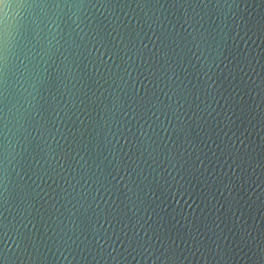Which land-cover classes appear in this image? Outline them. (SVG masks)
Returning <instances> with one entry per match:
<instances>
[{
    "label": "water",
    "instance_id": "water-1",
    "mask_svg": "<svg viewBox=\"0 0 264 264\" xmlns=\"http://www.w3.org/2000/svg\"><path fill=\"white\" fill-rule=\"evenodd\" d=\"M56 2L0 88L3 264H259L264 0Z\"/></svg>",
    "mask_w": 264,
    "mask_h": 264
},
{
    "label": "snow or ice",
    "instance_id": "snow-or-ice-1",
    "mask_svg": "<svg viewBox=\"0 0 264 264\" xmlns=\"http://www.w3.org/2000/svg\"><path fill=\"white\" fill-rule=\"evenodd\" d=\"M179 2V0H178ZM49 4L52 5V7L59 8V3L56 2V0H0V88H3L4 83L7 81V61H8V53L15 54V48H16V41L18 39L17 33L21 30L27 31L29 23L35 24L37 20L41 18V13L44 15H48L47 12L44 10L48 8ZM39 9V11H37ZM15 10L16 12L20 13V15H23V12L21 10L29 11L31 14L27 17H25V20L23 23H12V20L10 17H12V11ZM58 15V13H57ZM243 19V17H241ZM55 22V21H53ZM237 28L240 29V21L239 19L234 21ZM259 29V32L264 38V14L261 15V19L257 22L254 20H245L243 29L252 32L255 29ZM164 39H167V36H164ZM261 52L264 53V48L261 49ZM113 59H115V54H113ZM264 60V57L261 58ZM174 74V73H173ZM143 79V77H141ZM171 79V77H169ZM123 83H127V81H122ZM135 81H133V84ZM2 94V93H0ZM119 98H114V103L118 101ZM169 105H164L162 110L167 111L169 109ZM140 109L145 111V114L147 113V110H153L155 109L151 105V101L145 97L144 102L140 104ZM0 127H6L7 126V117L4 116L3 111L0 110ZM3 153L4 149L0 147V164H3ZM238 159H241V163H243V159L240 157H237ZM235 162V161H233ZM54 171V170H53ZM9 175L7 172L6 166L0 167V185L4 184L5 178ZM99 183V181H97ZM103 187V185H101ZM105 192H108L109 195L111 193L109 192L108 188H105ZM22 195V194H19ZM3 192H0V199H3ZM101 196H103V193H101ZM95 199V198H93ZM96 203H99V201H96ZM122 222V221H121ZM0 227H3V223L0 222ZM135 243L138 247L143 248V243L137 238L133 241L132 238H129V247H131ZM176 257V249L170 248L166 249L165 252V258L169 260L170 264H172V261ZM259 257V264H264V247H261L258 253ZM0 264H3V261L0 260Z\"/></svg>",
    "mask_w": 264,
    "mask_h": 264
}]
</instances>
